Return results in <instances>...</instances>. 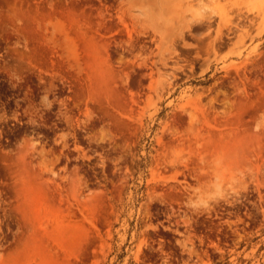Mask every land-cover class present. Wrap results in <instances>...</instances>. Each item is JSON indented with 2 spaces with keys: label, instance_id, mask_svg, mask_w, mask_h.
Masks as SVG:
<instances>
[{
  "label": "rangeland",
  "instance_id": "1",
  "mask_svg": "<svg viewBox=\"0 0 264 264\" xmlns=\"http://www.w3.org/2000/svg\"><path fill=\"white\" fill-rule=\"evenodd\" d=\"M184 1L0 0V264H264V0Z\"/></svg>",
  "mask_w": 264,
  "mask_h": 264
},
{
  "label": "bare ground",
  "instance_id": "2",
  "mask_svg": "<svg viewBox=\"0 0 264 264\" xmlns=\"http://www.w3.org/2000/svg\"><path fill=\"white\" fill-rule=\"evenodd\" d=\"M170 1H173V0H170ZM185 1H186V4L184 6L181 5V7H180L181 8V11L178 14V18L181 19V21H182L183 24L184 23L196 22V21H202V22L205 21L206 22V25L208 27L211 26L210 25L212 23L211 21H214V20H212V16H211L210 10L205 7L206 6L205 3L207 2V0H185ZM185 1H184V3H185ZM209 1H212V0H209ZM169 7H172V6H168V5L166 6L165 5L164 6V10L165 9H169ZM240 9H242V8L240 7ZM246 9H247L246 11L250 12V10H249L250 8H246ZM245 14H244V11L238 10L236 12V16L238 17L237 19L239 20V19L247 18V16ZM228 24L231 25L229 18L226 19V23H225L224 20H222L220 18L219 21L217 22V30H216V33L219 34V32L221 30V27L222 26H225V25L227 26L226 28H228V30L230 31L231 27ZM236 28H237V26H236ZM238 31H239V29H238ZM217 39H219V38H217Z\"/></svg>",
  "mask_w": 264,
  "mask_h": 264
},
{
  "label": "flooded vegetation",
  "instance_id": "3",
  "mask_svg": "<svg viewBox=\"0 0 264 264\" xmlns=\"http://www.w3.org/2000/svg\"><path fill=\"white\" fill-rule=\"evenodd\" d=\"M245 208H248L249 204H252V200H246L245 201ZM226 218H220L218 221L221 225L219 227L220 230H222L221 239H223L224 245H229L231 243H234V241L237 239L235 238L236 235H242V236H250L252 232H255L261 228H264V225L258 223H253L254 219H251L248 215L245 216L244 222L240 224H225ZM241 232V233H239ZM200 236H204V234H201ZM209 240V239H208ZM212 242H207L205 245L210 246Z\"/></svg>",
  "mask_w": 264,
  "mask_h": 264
}]
</instances>
